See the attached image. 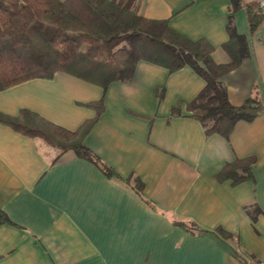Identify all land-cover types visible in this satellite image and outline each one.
<instances>
[{
	"label": "crops",
	"instance_id": "0c3cea01",
	"mask_svg": "<svg viewBox=\"0 0 264 264\" xmlns=\"http://www.w3.org/2000/svg\"><path fill=\"white\" fill-rule=\"evenodd\" d=\"M257 0H139V16L208 43L228 101L262 109L228 135H206L187 103L205 85L190 66L138 60L106 85L65 71L0 90V113L43 133L77 132L141 194L41 134L0 120V264H259L264 256V17ZM240 55L239 58H237ZM173 110H178L173 114ZM28 112H30L28 114ZM40 132V131H39ZM251 158V177L217 174ZM176 221H191L187 229ZM224 233H222V232Z\"/></svg>",
	"mask_w": 264,
	"mask_h": 264
},
{
	"label": "trees",
	"instance_id": "16d2710c",
	"mask_svg": "<svg viewBox=\"0 0 264 264\" xmlns=\"http://www.w3.org/2000/svg\"><path fill=\"white\" fill-rule=\"evenodd\" d=\"M138 3L139 0H0V90L33 77H51L56 71L106 85L128 77L135 63L144 59L170 70L188 65L204 79L203 88L187 103V111L201 123L206 135L226 136L237 121H250L258 115L263 107L257 96L233 105L222 86L221 76L238 59L213 63L208 43L182 36L162 20L139 16ZM260 17L264 15L256 2V7L248 11L252 28ZM172 113L177 114L178 110ZM26 115L27 111H22L21 117L0 113V120L27 134L38 132L60 151L72 150L94 162L107 177L130 185L154 208L142 197L138 178H122L83 144L88 125L63 135L54 129L43 133L31 125L34 121ZM251 162V158H245L227 163L217 177L230 178L233 183L250 178ZM176 224L196 229L191 221Z\"/></svg>",
	"mask_w": 264,
	"mask_h": 264
},
{
	"label": "built area",
	"instance_id": "2783aa9c",
	"mask_svg": "<svg viewBox=\"0 0 264 264\" xmlns=\"http://www.w3.org/2000/svg\"><path fill=\"white\" fill-rule=\"evenodd\" d=\"M257 6L259 10L262 12V14L264 15V0H257ZM259 264H264V256Z\"/></svg>",
	"mask_w": 264,
	"mask_h": 264
}]
</instances>
